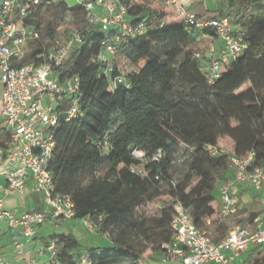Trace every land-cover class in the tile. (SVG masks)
<instances>
[{
    "label": "trees",
    "instance_id": "16d2710c",
    "mask_svg": "<svg viewBox=\"0 0 264 264\" xmlns=\"http://www.w3.org/2000/svg\"><path fill=\"white\" fill-rule=\"evenodd\" d=\"M217 2L212 15L197 19L227 18L246 49L213 83L207 55L209 40H217L214 31L185 25L161 3L154 8L152 0L127 5L132 27L143 30L117 46L113 74L125 83L114 90L102 76L104 65L92 61L97 30L70 47L58 74L78 80L82 115L70 122L60 117L49 170L55 193L74 206L73 220H87L110 245L83 252L71 234L40 239L45 246L55 243L63 264H142L147 253L164 257L165 247L173 245L175 203L213 244L262 213L255 196L219 221L213 193L229 180V156L244 159L251 153L252 167L264 164V0ZM66 14L77 22L76 31L85 28L82 3L42 0L25 18L40 35L28 60L47 53L57 34L53 21ZM7 139L0 132V149ZM208 145L228 154L211 158ZM133 150L144 159H135ZM177 164L186 169L184 181L174 180ZM190 175L196 180L192 186L186 184ZM242 264H264V246L250 249Z\"/></svg>",
    "mask_w": 264,
    "mask_h": 264
},
{
    "label": "built area",
    "instance_id": "2783aa9c",
    "mask_svg": "<svg viewBox=\"0 0 264 264\" xmlns=\"http://www.w3.org/2000/svg\"><path fill=\"white\" fill-rule=\"evenodd\" d=\"M131 1H79L77 4L82 3L85 11V28L81 32H69L64 44L54 42L47 53L28 60L31 45L40 35L35 27L24 24V20L37 10L42 0H0V132L8 136L6 148L0 149V180L4 183L0 195V224L20 239L15 241L14 250L23 264L35 263L24 258L23 249L33 242L48 219L71 221L74 217L71 200L55 193L49 170L60 117L70 122L82 115L78 107V80L70 75L61 80L58 69L70 47L81 44L83 33L97 30L100 36L93 44L97 52L92 61L104 65L102 76L108 81L110 90L124 84L122 75L113 74L117 46L143 30L142 25L133 28L129 22L127 5ZM186 1L160 0V3L185 25L214 31L220 48L217 53L209 49L207 55V73L213 83L243 53L246 45L227 18L198 20L187 11ZM206 153L211 158L228 154L226 149L210 145L206 146ZM132 156L139 161L144 159V154L137 150L132 151ZM229 160L231 175L219 187V221L237 211L239 201L234 190L238 187L253 192L264 201V164L252 167L254 157L251 153L244 159L229 156ZM29 194L42 195L47 211L17 215L6 208L7 198ZM172 211L173 245L165 247V261L241 264L242 256L250 249L264 246V225L259 219L252 225L232 228L223 241L213 244L206 233L195 228L189 212L181 204L175 203ZM80 223L90 232L96 231L87 220ZM37 256L45 257L48 264H63L54 242L38 250ZM0 264L9 263L0 257Z\"/></svg>",
    "mask_w": 264,
    "mask_h": 264
},
{
    "label": "crops",
    "instance_id": "0c3cea01",
    "mask_svg": "<svg viewBox=\"0 0 264 264\" xmlns=\"http://www.w3.org/2000/svg\"><path fill=\"white\" fill-rule=\"evenodd\" d=\"M185 6L187 11H189L190 13L198 17H202L203 19H206L207 17L212 15V12L217 10L218 2L210 0H187ZM209 41L211 42L210 49H213L215 53H217L220 48L219 41ZM3 184V182H0V195H2L1 188L3 187ZM234 194L238 198L239 203H241V200H243V196L245 195L250 199L255 196L258 197L253 192L243 190L240 187L234 190ZM258 199L263 206V210L262 213L256 219H259L264 225V201L261 200L259 197ZM5 206L9 211L17 215L29 211H47L46 207L43 204L42 195L35 194L25 195L24 197L7 198L5 200ZM240 208H242L241 205ZM50 222L53 223V228H60V232L55 235L71 234L78 241L83 252L87 249L106 248L110 245L109 240L104 235H100V237L103 238L104 243H99L98 237L96 235L93 236L90 230L82 226L81 223L78 221H62L48 219L46 223ZM39 232L37 233L33 242L28 244L23 249V255L24 258L35 261L34 264H48L45 257L37 256V251L45 246L43 242L40 241V239L44 238H38ZM16 236L17 235H15L14 233L6 230L3 224H0V257L9 264H23L22 261H20L19 257L15 254V241H20V239H17ZM246 255L247 253L242 256L240 261L241 264L245 259Z\"/></svg>",
    "mask_w": 264,
    "mask_h": 264
},
{
    "label": "rangeland",
    "instance_id": "374dc122",
    "mask_svg": "<svg viewBox=\"0 0 264 264\" xmlns=\"http://www.w3.org/2000/svg\"><path fill=\"white\" fill-rule=\"evenodd\" d=\"M60 0H55V3H57ZM63 1V0H62ZM79 1L82 0H64V2L68 5V6H73L77 3H79ZM159 2H157L156 0H152V5L154 8L159 7ZM77 22L74 21L69 15H64V16H58L54 19L53 21V26L57 27V34H56V38H55V42H58L59 44H64L65 41L67 40V36L69 32L75 31L76 29V25ZM43 25H41V29L43 30ZM42 37H43V32H42ZM45 42V41H44ZM33 50V48H32ZM242 90V89H241ZM0 94H1V88H0ZM174 180L176 182L178 181H184L186 179V169L181 165V164H177L174 167ZM2 182V181H0ZM196 182L195 177L190 175L187 178V185H194V183ZM214 196L216 197V201L218 203V188L215 189L214 191ZM251 201L250 198H248L246 195L243 196V200H241V207L244 208L246 207L249 202ZM60 232V228H53V223H45L41 229L40 232L38 234V238H49L55 234H58ZM91 234L93 236H97L99 243H104L103 238L100 237L99 233L97 231L95 232H91ZM41 241V240H40ZM142 264H182L180 261H176V260H170V261H165L163 256L160 255H151L149 253H147L144 256V260L142 262Z\"/></svg>",
    "mask_w": 264,
    "mask_h": 264
}]
</instances>
